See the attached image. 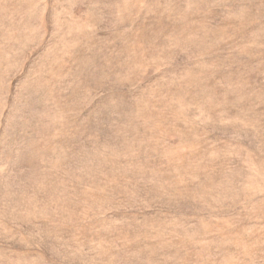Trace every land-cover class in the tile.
Here are the masks:
<instances>
[{
    "label": "rangeland",
    "instance_id": "1",
    "mask_svg": "<svg viewBox=\"0 0 264 264\" xmlns=\"http://www.w3.org/2000/svg\"><path fill=\"white\" fill-rule=\"evenodd\" d=\"M0 264H264V0H0Z\"/></svg>",
    "mask_w": 264,
    "mask_h": 264
}]
</instances>
